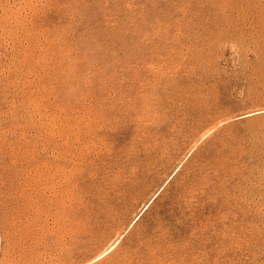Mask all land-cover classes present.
Listing matches in <instances>:
<instances>
[{"label": "rangeland", "instance_id": "rangeland-1", "mask_svg": "<svg viewBox=\"0 0 264 264\" xmlns=\"http://www.w3.org/2000/svg\"><path fill=\"white\" fill-rule=\"evenodd\" d=\"M0 264H264V0H0Z\"/></svg>", "mask_w": 264, "mask_h": 264}]
</instances>
